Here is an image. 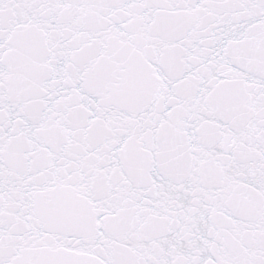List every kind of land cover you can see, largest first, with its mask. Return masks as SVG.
<instances>
[{"label": "snow or ice", "instance_id": "6c2138e0", "mask_svg": "<svg viewBox=\"0 0 264 264\" xmlns=\"http://www.w3.org/2000/svg\"><path fill=\"white\" fill-rule=\"evenodd\" d=\"M0 264H264V0H0Z\"/></svg>", "mask_w": 264, "mask_h": 264}]
</instances>
